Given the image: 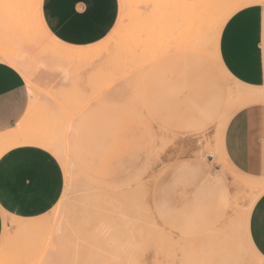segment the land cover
I'll list each match as a JSON object with an SVG mask.
<instances>
[{"label": "rangeland", "instance_id": "rangeland-1", "mask_svg": "<svg viewBox=\"0 0 264 264\" xmlns=\"http://www.w3.org/2000/svg\"><path fill=\"white\" fill-rule=\"evenodd\" d=\"M36 1L0 0V60L26 81L23 115L0 133V156L19 146L51 150L64 185L43 215L2 213L0 264H233L225 237L206 235L223 214L229 242L253 254L247 226L264 192L255 167L263 154L237 155L227 135L235 114L264 104V87L232 80L218 42L226 20L258 0H128L139 16L121 21L116 0L109 33L80 45L102 49L76 57L52 50ZM176 2L198 6L167 7ZM128 30L139 37L127 40ZM121 170L134 183L112 191L107 182ZM165 187L166 206L157 195Z\"/></svg>", "mask_w": 264, "mask_h": 264}, {"label": "crops", "instance_id": "crops-1", "mask_svg": "<svg viewBox=\"0 0 264 264\" xmlns=\"http://www.w3.org/2000/svg\"><path fill=\"white\" fill-rule=\"evenodd\" d=\"M40 4L43 23L52 39L74 47L103 39L112 29L117 16L116 0H41ZM166 24L164 17L159 25L163 28ZM101 44L90 45L84 52L95 47L101 50ZM218 55L232 80L249 87H264V10L249 5L232 14L221 28ZM25 86L21 71L0 60V133L10 130L21 119ZM245 125L247 130L243 128ZM227 136L232 147L238 149L237 155L243 153L240 149L262 150L263 159H258L255 167L259 173H264V104L247 107L235 114ZM5 154L6 158L0 163V234L2 213L21 218L43 215L57 203L64 185L58 160H54V156L45 149L19 146L1 156ZM251 166L254 167L253 164ZM218 200L224 212L228 202L223 195ZM41 209L46 211L42 213ZM254 211L257 215L264 211L261 198L250 212L249 219ZM218 217H213L211 228L215 229L206 235L211 236L212 241L220 240L222 235L225 237L229 260L233 264H253L259 259V252L251 247L253 237L248 234L253 254L241 251L234 239L229 242L233 229L229 218L224 214Z\"/></svg>", "mask_w": 264, "mask_h": 264}, {"label": "snow or ice", "instance_id": "snow-or-ice-1", "mask_svg": "<svg viewBox=\"0 0 264 264\" xmlns=\"http://www.w3.org/2000/svg\"><path fill=\"white\" fill-rule=\"evenodd\" d=\"M25 7H32L34 5H24ZM189 6L195 8L198 5H196L195 3H192L191 5H189V3H180V2H176V3H169L167 4V7L169 9L172 8H180V7H184V8H188ZM252 7L257 8V10H264V0H258L257 3L253 4ZM166 33H161V36H165ZM89 108L94 107V102L89 101ZM161 149H163L165 146L161 145L160 146ZM49 151V155H52L51 150ZM7 154H5V156H0V163L3 162V160L6 158ZM54 160H56V157H53ZM62 158L58 161V163H62ZM131 176V172L130 171H125V170H121V171H117L114 172L111 179L107 182L110 189L112 191H120L121 190V186L123 185V182L128 180L129 184L128 186H132V184L134 183L133 181H131L129 178ZM146 179V177L144 175H139L138 176V180L139 181H144ZM149 191L147 193V196L145 198V203H147V205L149 206V208H151V186L150 184L148 185ZM168 188L165 187L161 192H158V196H163L164 200H163V204L166 206L169 201L167 199V195H168ZM157 203L160 204L161 200H157ZM261 203H264V192L261 193ZM50 207V206H49ZM46 209H41V212H45ZM50 214V213H49ZM248 234L251 235L253 237L252 239V245L251 247L253 249L256 250V252H259L260 254V258L258 261H254L253 264H264V211H261L259 213V215H257L255 213V211L253 212L252 217L249 219V227H248Z\"/></svg>", "mask_w": 264, "mask_h": 264}, {"label": "bare ground", "instance_id": "bare-ground-1", "mask_svg": "<svg viewBox=\"0 0 264 264\" xmlns=\"http://www.w3.org/2000/svg\"><path fill=\"white\" fill-rule=\"evenodd\" d=\"M128 0H119V11L121 10V12H120V21L122 20V18H123V16H125V14H126V17L127 18H129L130 20H133L135 17L134 16H136L137 15V17L139 16V13L137 12V13H135L136 11H137V7L136 6H134V8H132V9H130V6H129V4H127L128 2H127ZM37 2V6H38V11H39V13H40V7H39V5H40V3H41V0H37L36 1ZM243 2V1H242ZM128 5V8H124V5ZM247 6V5H246ZM240 9V8H239ZM124 10H126L125 11V13H124ZM41 16V14H39V17ZM194 16H196V14L194 15ZM195 19V18H194ZM197 19V18H196ZM42 20V19H41ZM40 20V21H41ZM217 21V20H216ZM43 23V22H42ZM121 23V22H120ZM185 23V22H184ZM205 23V22H204ZM40 25H42L43 26V24H41V22H40ZM182 25V24H181ZM198 25V24H197ZM201 25V24H200ZM199 26V25H198ZM44 27V26H43ZM118 27V26H117ZM182 27H183V25H182ZM201 27V26H200ZM45 28V31H46V33L48 34L49 33V31H48V29L46 28V27H44ZM203 28V27H202ZM202 28H200V29H202ZM209 29V28H208ZM205 30V29H204ZM115 33H116V35L114 34V36H115V38L116 39H118V38H120V37H122V35H124V33L122 32V30H121V28H119L118 27V29H117V31H115ZM123 33V34H122ZM136 33H138V32H133V31H127V33L125 34L126 36H127V40L131 37V39H133V37H135V36H138L139 34H136ZM153 33V32H152ZM136 34V35H135ZM150 35V37L152 36L151 35V33H147V36H149ZM139 37V36H138ZM137 37V38H138ZM114 38V39H115ZM181 38V37H180ZM183 38V37H182ZM115 39V40H116ZM137 40V39H136ZM183 40V39H182ZM196 41V40H195ZM55 43H54V45L51 47L52 48V50L57 54V55H59V56H64V57H76V56H78V55H81V54H83V53H86V52H84V51H86L85 49L87 48V47H74V46H69V45H66V44H64V43H61L60 41H58V40H55L54 41ZM191 42H194V41H191ZM196 44V43H195ZM198 44V43H197ZM174 49V48H173ZM175 50V49H174ZM199 50V49H198ZM54 124V123H53ZM40 134H41V132H40ZM50 143V142H49ZM55 147V146H54ZM130 233V232H129Z\"/></svg>", "mask_w": 264, "mask_h": 264}]
</instances>
